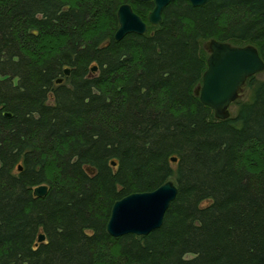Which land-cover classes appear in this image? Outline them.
Here are the masks:
<instances>
[{
  "label": "trees",
  "instance_id": "trees-1",
  "mask_svg": "<svg viewBox=\"0 0 264 264\" xmlns=\"http://www.w3.org/2000/svg\"><path fill=\"white\" fill-rule=\"evenodd\" d=\"M123 3L147 31L115 41ZM153 8L0 0V264H264V78L223 121L194 93L210 39L264 63V0ZM167 181L160 228L108 234L117 200Z\"/></svg>",
  "mask_w": 264,
  "mask_h": 264
},
{
  "label": "water",
  "instance_id": "water-1",
  "mask_svg": "<svg viewBox=\"0 0 264 264\" xmlns=\"http://www.w3.org/2000/svg\"><path fill=\"white\" fill-rule=\"evenodd\" d=\"M139 3L153 1V9L148 14V22L155 26L162 21L161 14L165 6L174 0H136ZM191 6H205L209 0H188ZM116 12L118 28L114 40L120 41L127 34L142 35L147 31L146 23L139 18L129 4L119 5ZM204 49L208 53L207 67L202 75L201 85L194 93L201 104L213 110L214 117L223 121L230 117L229 107L240 97L246 79L264 72V63L258 55L256 47L245 45L233 46L227 42L210 39ZM95 69H93L94 71ZM96 71V70H95ZM69 70H65L67 75ZM62 79L55 82L60 83ZM10 117V114L6 115ZM173 163L177 160L170 157ZM113 167L115 163L111 164ZM21 170V166H18ZM48 187L39 185L33 190V196L43 197ZM174 182L167 181L160 188L149 193H134L117 200L112 206L106 228L113 238L133 234L145 236L161 227L164 212L176 196ZM44 235L37 238L42 243Z\"/></svg>",
  "mask_w": 264,
  "mask_h": 264
},
{
  "label": "rangeland",
  "instance_id": "rangeland-1",
  "mask_svg": "<svg viewBox=\"0 0 264 264\" xmlns=\"http://www.w3.org/2000/svg\"><path fill=\"white\" fill-rule=\"evenodd\" d=\"M257 76H258V78L262 79V78H264V73H259ZM229 111H230L231 114H233V112H234V107H231V108L229 109ZM191 257H192L191 255H187V258H191Z\"/></svg>",
  "mask_w": 264,
  "mask_h": 264
},
{
  "label": "bare ground",
  "instance_id": "bare-ground-1",
  "mask_svg": "<svg viewBox=\"0 0 264 264\" xmlns=\"http://www.w3.org/2000/svg\"><path fill=\"white\" fill-rule=\"evenodd\" d=\"M132 9H133V8H132ZM133 11H134V10H133ZM116 20H117V18H116ZM93 69H95V70H96V69H97V66H95V67H93V68L91 69V71H92V72H94V71H95V70L93 71ZM68 74H69V73H68ZM68 74H67V75H68ZM67 75H65V76H67ZM112 162H113V161H111L110 163L112 164ZM114 163H115V162H114ZM111 166H112V165H111Z\"/></svg>",
  "mask_w": 264,
  "mask_h": 264
}]
</instances>
